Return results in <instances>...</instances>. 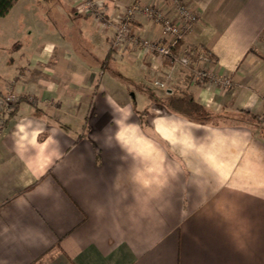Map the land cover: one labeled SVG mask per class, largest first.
Here are the masks:
<instances>
[{"label":"crops","instance_id":"0c3cea01","mask_svg":"<svg viewBox=\"0 0 264 264\" xmlns=\"http://www.w3.org/2000/svg\"><path fill=\"white\" fill-rule=\"evenodd\" d=\"M180 1L199 19L184 40L213 56L190 86L208 124L163 103L154 81L180 68L112 49L136 0L0 17V98L22 99L0 134V264H264V0ZM146 4L181 23L173 0ZM133 29L167 40L142 12Z\"/></svg>","mask_w":264,"mask_h":264},{"label":"built area","instance_id":"2783aa9c","mask_svg":"<svg viewBox=\"0 0 264 264\" xmlns=\"http://www.w3.org/2000/svg\"><path fill=\"white\" fill-rule=\"evenodd\" d=\"M178 11L182 17V24L176 25L168 19V16L165 14L163 8L162 10L158 5H149L146 4V0H136L135 4L127 8L125 12L120 15L118 20L114 21L116 34L112 40V49L114 51H121L129 46L139 44L142 46L144 53L146 54H155L158 57L165 58L170 55L172 49L184 39L185 34L190 31L194 25L198 22V16L190 12V9L182 3L180 0H174ZM94 7H97V19L100 22L104 20V11L103 8L98 3L86 4L88 11L94 10ZM159 8V9H158ZM145 14L147 17L154 19L156 23H161L164 26V33L166 37V42H163L161 39L152 40L145 36H138L134 33V23L136 21L137 15L139 13ZM110 23V21H108ZM188 57L182 56L178 63L182 65L188 64ZM201 61H210L207 57L201 56ZM208 76V73L199 66L195 70L196 79H205ZM171 80V75L165 77L159 76L155 80V86L167 89V85ZM224 85H229V82L226 81ZM20 100V97L15 93L9 92L0 98V134L2 132L3 126L5 124V113L8 110L9 105L17 103Z\"/></svg>","mask_w":264,"mask_h":264},{"label":"trees","instance_id":"16d2710c","mask_svg":"<svg viewBox=\"0 0 264 264\" xmlns=\"http://www.w3.org/2000/svg\"><path fill=\"white\" fill-rule=\"evenodd\" d=\"M18 1L19 0H0V17L6 16ZM182 56H187L189 59L188 64L185 66L178 63V60ZM201 56L207 57L209 60L213 58L204 46L188 43L183 39L172 49L170 55L165 57L164 62L167 66L170 68L176 66L180 68L179 71L182 72V81L179 85L174 87L173 93L170 94L163 103L172 111L180 114L191 122L208 124L210 123L213 114L195 99L194 94L190 89ZM21 100L9 105L8 110L5 113V123L18 113ZM255 118L257 117L255 116Z\"/></svg>","mask_w":264,"mask_h":264},{"label":"rangeland","instance_id":"374dc122","mask_svg":"<svg viewBox=\"0 0 264 264\" xmlns=\"http://www.w3.org/2000/svg\"><path fill=\"white\" fill-rule=\"evenodd\" d=\"M174 1V0H173ZM175 2V1H174ZM175 5H176V2H175ZM157 6V5H156ZM161 10H162V7L161 6H158ZM158 8V9H159ZM176 8H177V6H176ZM178 9V8H177ZM166 14V13H165ZM180 14V13H179ZM168 19H170L169 17H168ZM171 20V19H170ZM171 22H173V21H171ZM174 24H176V23H174ZM181 24H182V21H181V23L180 24H176V25H180L181 26ZM109 68H112V69H115V67L114 66H110ZM199 68H201V67H199ZM202 70H204V69H202ZM205 71V70H204ZM206 79V78H205ZM204 78L203 79H196L195 81H194V83L196 84L197 82H203L204 80H205ZM229 85H230V83H229ZM172 87L173 86H171V84H170V82H169V84L167 85V90H170V92L171 93H173V90H172ZM173 89H174V87H173Z\"/></svg>","mask_w":264,"mask_h":264}]
</instances>
